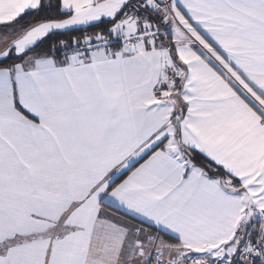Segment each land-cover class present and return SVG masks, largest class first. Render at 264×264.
<instances>
[{"label":"snow or ice","instance_id":"obj_1","mask_svg":"<svg viewBox=\"0 0 264 264\" xmlns=\"http://www.w3.org/2000/svg\"><path fill=\"white\" fill-rule=\"evenodd\" d=\"M0 264H264V0H0Z\"/></svg>","mask_w":264,"mask_h":264}]
</instances>
